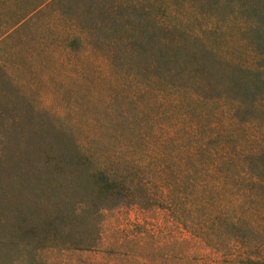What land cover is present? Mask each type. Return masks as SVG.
<instances>
[{"label":"trees","instance_id":"trees-1","mask_svg":"<svg viewBox=\"0 0 264 264\" xmlns=\"http://www.w3.org/2000/svg\"><path fill=\"white\" fill-rule=\"evenodd\" d=\"M42 70L73 104L30 121L43 156L0 177V264H101L125 203L175 232L137 223L129 264H264V1L0 0V115ZM102 123L127 155L95 148Z\"/></svg>","mask_w":264,"mask_h":264},{"label":"rangeland","instance_id":"rangeland-1","mask_svg":"<svg viewBox=\"0 0 264 264\" xmlns=\"http://www.w3.org/2000/svg\"><path fill=\"white\" fill-rule=\"evenodd\" d=\"M258 1L261 6L264 0ZM44 73L43 70L38 73L32 72L26 78L27 81H24L26 83L20 86L22 92L18 96L12 95L8 104L9 108L0 115V177L5 179H7L6 175L13 171L14 166L15 169L19 165L32 170V162L43 156L37 154L42 151V147L37 149V153L27 147L29 144L27 131L30 129L28 123L32 120L39 121L42 117L45 119L48 116L46 115L48 111H63L73 104V99L54 91L58 87H55L53 82L47 81L43 76ZM104 108V104L99 105L98 116L101 119H105ZM111 126L103 123L97 125L98 136L95 148L100 153H106L110 156L116 154L118 150L127 155L126 124L119 127L115 126V128ZM21 171L23 172V169ZM20 174L23 176L20 180L22 184L18 198L26 197L28 207L36 210L41 204L40 199L44 198L41 195L36 196L39 194V190L34 188L32 183L34 180L32 172ZM22 191L24 192L22 193ZM163 219L161 210L156 209L155 212L144 213L136 209H129L127 203L118 209L109 210L104 214L100 254H96V258L102 262L101 264H107V262L110 264H129L127 251L131 245H136V243L131 242L127 236L139 228L136 227L137 223L141 224L140 229L142 230L151 231L154 229L153 243L155 245L161 246L168 239L171 242L175 235L174 228L171 224L166 225ZM139 242L146 241L142 238ZM204 252H208V250H204Z\"/></svg>","mask_w":264,"mask_h":264}]
</instances>
